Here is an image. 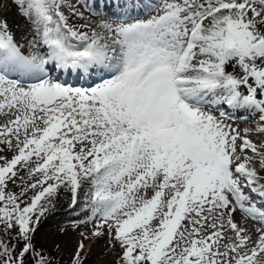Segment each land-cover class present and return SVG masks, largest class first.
<instances>
[{
    "label": "snow or ice",
    "instance_id": "6c2138e0",
    "mask_svg": "<svg viewBox=\"0 0 264 264\" xmlns=\"http://www.w3.org/2000/svg\"><path fill=\"white\" fill-rule=\"evenodd\" d=\"M11 2L31 38L0 17V264H52L33 240L61 188L72 210L87 188L92 225L71 264L89 236L117 264H264V0H147V18L91 27L67 0ZM238 112L260 123L241 135Z\"/></svg>",
    "mask_w": 264,
    "mask_h": 264
},
{
    "label": "rangeland",
    "instance_id": "374dc122",
    "mask_svg": "<svg viewBox=\"0 0 264 264\" xmlns=\"http://www.w3.org/2000/svg\"><path fill=\"white\" fill-rule=\"evenodd\" d=\"M4 2H6L7 5L12 6L14 9H16L17 12V8L14 4H12L11 0H6ZM84 3L86 6H88L90 5V0H67L63 9L65 15L69 16V22L77 27L84 23H88L90 27L93 26V22H90L89 19L91 18L90 12L93 10L91 8H89V10H86L88 7L85 8L83 6ZM69 6L74 7L77 11L86 14V16L89 18L84 15L83 18L73 16ZM20 18L25 20L21 16ZM107 20L111 22V18ZM27 27L29 26L27 25ZM81 30L89 31L90 29ZM236 71L237 74H239L240 70L238 68L236 69ZM212 111L213 114L218 117L219 112L214 109H212ZM258 116L259 114L257 113L256 118L259 121ZM226 123L231 124L233 128H236L238 129V131H240V128L239 126H237V124L235 125V123L228 122V119L226 120ZM245 129L252 128H248V126L246 125L241 127V130ZM249 138L252 139L254 142L258 143L259 141L264 140V134L254 133ZM0 155L11 158L12 153L10 151L5 150L3 152H0ZM0 163H2V161H0ZM21 174L24 175L25 173L22 172ZM8 190L13 191L15 193H19L20 181H17L15 185L9 182ZM245 191L247 192L248 190L245 189ZM85 192H87V188H85L84 191L80 193L82 195V200H80V202L76 205V210H72L69 207L71 204V193L65 190L64 188H61L60 194L56 202H62V204L65 205V208H63L59 212V214H56V216L52 218L50 217L45 221L41 222L35 232L33 243L36 245L38 250L42 251L45 256L51 259L52 264H71V259L75 253L77 244L81 239L80 233L88 232L92 227L91 224L85 225L80 223L85 219L86 215H88V213H81L79 211V209L83 206ZM31 194V192L28 193L29 196ZM260 206L261 205L258 204V207ZM235 218L241 223H244L246 221L247 226L253 233V239H255V228L259 227L258 222L253 221L250 218L243 217V214L239 211L235 213ZM50 231H52L53 233L49 234ZM93 239V237L89 236V238L84 241V264H117V260L121 255V249L119 248V246L117 245L116 247H113L112 245H110L107 236L101 237L99 243H95L94 241L96 240Z\"/></svg>",
    "mask_w": 264,
    "mask_h": 264
},
{
    "label": "bare ground",
    "instance_id": "6f19581e",
    "mask_svg": "<svg viewBox=\"0 0 264 264\" xmlns=\"http://www.w3.org/2000/svg\"><path fill=\"white\" fill-rule=\"evenodd\" d=\"M4 1H6V0H0V17H5L6 16V18H7V21H8V24H9V26H10V28L12 29V31L15 33V35H16V37H17V39H20V37L22 36V35H26V34H28V27H27V23H26V21L25 20H23V19H21L20 18V15L16 12V9H14L12 6H9L8 5V8H7V11L5 12L4 10H3V7H2V5L3 4H5L6 2H4ZM121 1V0H120ZM96 3V0H90V5L92 4V3ZM100 4L102 5L103 4V6H106V4H105V0H100ZM110 4H112V2H111V0L109 1V4L108 5H110ZM83 6H84V4H83ZM84 7H87L86 5L84 6ZM107 7V6H106ZM106 7H104V8H106ZM136 7V6H135ZM104 8L103 7H101L100 8V10H104ZM83 11V10H82ZM84 12V11H83ZM95 12H97V13H99V12H101V11H98V10H96ZM103 13H105L104 11H102ZM84 14V13H83ZM153 14V13H152ZM151 14V12L149 11V16L150 15H152ZM144 15V14H143ZM84 16H86V14H84ZM87 17V16H86ZM87 18H89V17H87ZM98 18L100 19V17H98V15H95V16H93V17H91V18H89L90 19V22H93L92 24H93V26H95V24L96 23H98L99 21H98ZM130 17H128V18H126V19H129ZM93 19V20H92ZM126 19H124V20H126ZM133 19H139L138 18V15H134V18ZM95 20V21H94ZM29 35V38H31V36H30V34H28ZM229 71H232V67H231V65L229 66V69H228ZM88 79H91V78H87V80ZM86 80V83L88 82ZM99 81H97V82H93V85H95V83H98ZM93 85H88V87H90V86H93ZM227 110V109H226ZM232 123H235V125L237 124V126H239V130H240V133H241V135H244V131L243 130H241V127L242 126H248V128H252V126L250 125V123H249V119L247 118V120H244V119H242V120H240V121H235V119H231L230 120ZM234 125V124H233ZM238 128V127H237ZM254 128V127H253ZM238 130V129H237ZM254 134V133H253ZM252 134V135H253ZM256 134V133H255ZM252 135H250L249 137H251ZM249 155H251V153H249ZM151 192H149L148 193V195L149 196H151ZM81 194H80V196H79V200H82V198H81ZM253 198L254 199H256V197L255 196H253ZM67 206V205H66ZM63 208H65V205L64 204H62V202L60 203V202H56V210L54 211V212H52V213H50V214H48L47 215V217L46 218H44V219H42V221L41 222H43V221H45L46 219H48V218H52V217H54V216H56V214H59V212L63 209ZM55 232V231H54ZM51 233H53L52 231H50V233L49 234H51ZM91 237V236H90ZM96 241H94L95 243H99L100 242V240H101V238H94ZM93 239V240H94Z\"/></svg>",
    "mask_w": 264,
    "mask_h": 264
}]
</instances>
